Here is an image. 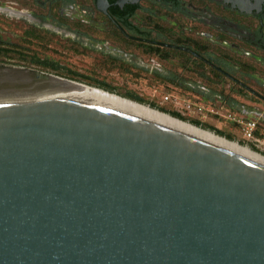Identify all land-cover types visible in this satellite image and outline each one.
I'll list each match as a JSON object with an SVG mask.
<instances>
[{
    "label": "water",
    "instance_id": "95a60500",
    "mask_svg": "<svg viewBox=\"0 0 264 264\" xmlns=\"http://www.w3.org/2000/svg\"><path fill=\"white\" fill-rule=\"evenodd\" d=\"M0 67V264H264L263 165Z\"/></svg>",
    "mask_w": 264,
    "mask_h": 264
},
{
    "label": "flooded vegetation",
    "instance_id": "af4514ba",
    "mask_svg": "<svg viewBox=\"0 0 264 264\" xmlns=\"http://www.w3.org/2000/svg\"><path fill=\"white\" fill-rule=\"evenodd\" d=\"M6 2L22 27L0 38V52L36 68H66L61 53L94 54L173 98L196 95L264 153V0Z\"/></svg>",
    "mask_w": 264,
    "mask_h": 264
},
{
    "label": "rangeland",
    "instance_id": "374dc122",
    "mask_svg": "<svg viewBox=\"0 0 264 264\" xmlns=\"http://www.w3.org/2000/svg\"><path fill=\"white\" fill-rule=\"evenodd\" d=\"M14 7H15L14 5H10L9 3H7L6 0H0V38H4L6 36H13L22 27L21 25L17 23V21L14 20V18H12L11 13L8 12V10L6 9V8H14ZM55 57H60L62 64H64L66 68H57V67L56 68L55 67L54 68L52 67L36 68L30 65L26 61V59H21L17 57V55H11V54L0 56V65L39 69L42 71L53 73L57 76L71 78V80H74L76 82H79V83H82V84H85L91 87L101 86L103 89H106L107 91H112L113 93L111 94H115L122 98L127 96V93L130 92L132 94H135L141 97L142 100L145 101L146 103H149V102L153 103L156 105V107L164 109L168 112L179 110V112L183 113L182 115L185 119V121L183 122H186L189 124H190L189 120L191 119H188L190 117H186L187 116L186 111H184L180 106L185 107V105L189 104L191 106V109L194 110L195 113H199L196 111L197 104L195 106L193 105L197 103V100L195 98H192V97L186 98V96L180 97L178 99L173 98L172 97L174 95L173 93H171L167 89H163L157 86L156 84L135 82L133 79L131 69L128 70L125 68L122 69V68L106 67L101 64L100 58L94 54L90 55L88 53H85L83 55H80V54L72 55L71 53L66 52V53H61L58 56L56 55ZM69 70L76 72L78 75L71 76V74L68 72ZM164 96H167L169 99L165 101L163 99ZM142 105L149 107L146 104H142ZM150 109L160 112L159 110L155 108H150ZM161 113H164V112H161ZM164 114H167V113H164ZM231 136L233 138L228 141L235 142L239 146L246 147L249 150L257 154H260L261 156L264 157L263 150L259 146L255 147L254 145H252V143L246 140V137L243 131H240V133H237L235 136L234 135H231ZM252 148H255V149H252Z\"/></svg>",
    "mask_w": 264,
    "mask_h": 264
},
{
    "label": "bare ground",
    "instance_id": "6f19581e",
    "mask_svg": "<svg viewBox=\"0 0 264 264\" xmlns=\"http://www.w3.org/2000/svg\"><path fill=\"white\" fill-rule=\"evenodd\" d=\"M0 74L2 75H9L24 79H29L35 81L32 76L27 75L25 73H19L17 69L14 68H3L0 67ZM53 86L65 88L107 103H110L112 105H115L117 107H120L122 109H125L127 111H130L132 113H135L137 115L143 116L145 118L151 119L153 121H156L158 123L164 124L166 126H169L171 128H174L176 130H179L183 133H186L188 135H191L193 137L199 138L205 142H208L212 145H215L217 147H220L224 150L230 151L232 153H235L243 158H246L250 161H253L255 163H258L260 165L264 166V157L260 154H257L251 150H249L246 147H241L235 142H230L226 140L223 137H219L215 135L214 133H211L209 131L200 129L196 126H193L189 123L183 122L179 119L173 118L169 116L168 114H164L161 112H158L156 110L150 109L149 107H146L142 104H139L135 101L122 98L120 96H117L115 94H111L109 92H106L104 90L91 87L79 82H69L64 81L61 79H53L49 81L48 83Z\"/></svg>",
    "mask_w": 264,
    "mask_h": 264
},
{
    "label": "crops",
    "instance_id": "0c3cea01",
    "mask_svg": "<svg viewBox=\"0 0 264 264\" xmlns=\"http://www.w3.org/2000/svg\"><path fill=\"white\" fill-rule=\"evenodd\" d=\"M61 77V76H60ZM193 88L195 89L196 88V85L193 86ZM128 94V93H127ZM135 95V94H134ZM137 96V95H136ZM139 97V96H138ZM192 98H195L197 100V103L193 104L194 106L196 105V107H200L203 106L202 103L199 101L198 97L195 96H190ZM190 97H186V98H190ZM141 98V97H140ZM142 99V98H141ZM150 103V102H149ZM150 104H153V103H150ZM155 105V104H154ZM199 105V106H198ZM186 106V105H185ZM156 107V105H155ZM184 111H186V117H190L188 119H191L189 120L190 121H195L197 122L200 126L202 127H206V128H214V129H217L219 131H221L225 136H228L230 139H232L233 137L231 135H236L237 133H240L239 131H236L235 129H233L228 122H223L221 121L217 115L215 113H213L212 111H210V108L208 109H203L201 108V111L199 113H195L194 110L192 109H185V107H182L180 106ZM158 108V107H156ZM179 108V109H181ZM164 110V109H163ZM166 111V110H164ZM168 112V111H166ZM169 112H177L179 113L182 118L183 117V113L179 112V110L177 111H169ZM236 133V134H235ZM245 143V141H244ZM247 143V142H246ZM254 147V146H253Z\"/></svg>",
    "mask_w": 264,
    "mask_h": 264
},
{
    "label": "trees",
    "instance_id": "16d2710c",
    "mask_svg": "<svg viewBox=\"0 0 264 264\" xmlns=\"http://www.w3.org/2000/svg\"><path fill=\"white\" fill-rule=\"evenodd\" d=\"M4 55H6V53L0 52V56H4ZM68 72L71 74V76H77V75H78L76 72L71 71V70H69ZM64 78H65V77H64ZM68 79H71V78H68ZM95 88H99V89H102V90H104V91H106V92L113 93L112 91H107L106 89H103L101 86H95ZM124 98H127V99H129V100L135 101V102L140 103V104H146V105H148L150 108H155V109L159 110L160 112L167 113V114H169L170 116H172V117H174V118H176V119H179V120H181V121H185V119L182 118V116H181L179 113H177V112H166V111H164V110L161 109V108H156L154 104L146 103V102L143 101L140 97H138V96H136V95H134V94H132V93H130V92H129V93L127 94V96H125ZM190 124H192V125H194V126H196V127H199V128H201V129L211 131V132L215 133V134L218 135V136L224 137V138L227 139V140H231L228 136H225L221 131H219V130H217V129L202 127V126H200V125H199L197 122H195V121H190ZM252 149H255V148H252Z\"/></svg>",
    "mask_w": 264,
    "mask_h": 264
},
{
    "label": "built area",
    "instance_id": "2783aa9c",
    "mask_svg": "<svg viewBox=\"0 0 264 264\" xmlns=\"http://www.w3.org/2000/svg\"><path fill=\"white\" fill-rule=\"evenodd\" d=\"M163 99L166 101V100H168L169 98H168L167 96H164ZM185 109L189 110V109H191V106L188 104V105L185 106ZM196 111H197V112H200V111H201V108H200V107H197ZM244 134H245L246 140H248V139H249L248 131H244Z\"/></svg>",
    "mask_w": 264,
    "mask_h": 264
}]
</instances>
